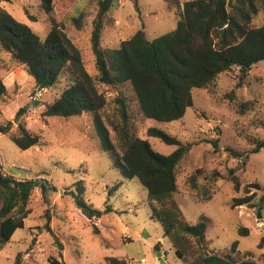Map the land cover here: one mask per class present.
Segmentation results:
<instances>
[{"label": "rangeland", "instance_id": "obj_1", "mask_svg": "<svg viewBox=\"0 0 264 264\" xmlns=\"http://www.w3.org/2000/svg\"><path fill=\"white\" fill-rule=\"evenodd\" d=\"M184 1L180 0V7ZM136 2L137 8L133 0L112 1L103 18L101 46L116 48L141 28L148 39H154L176 27L177 7H169L165 0ZM0 3L41 38L46 36L50 22L39 0H0ZM97 10L96 0H54L51 13L80 48L90 72H93V54L89 33ZM80 12L83 26L78 30L69 17ZM253 22L264 23V14L258 13ZM2 57L8 64L0 68V80L6 88L2 115L12 120L18 108L28 104L22 120L26 128L41 133L43 144L23 150L9 134H0L1 170L16 178H37L55 190L48 189L43 198L40 187L33 189L24 227L16 229L0 249V264H13L16 254L21 256L20 264H50L53 257L66 264H105V258L110 256L129 257L134 264H182L163 236L161 225L149 218V200L144 188L137 179L125 178L113 168L109 153L101 148L91 117L88 114L53 116L43 121L41 112L45 104L59 95L68 82L67 77L62 75L57 86L37 94L33 79L24 67L11 62L6 53ZM119 89L129 105L133 133L147 139L153 150L168 154L176 146L148 136L146 130L152 126L187 145V152L177 166L178 190L173 197L187 221H206L208 250L220 255L231 252L237 261L248 258L264 264V206L261 218L244 204L231 206L232 197L244 195L245 184L260 185L255 200L264 193V148L251 151L256 141L264 140V61L245 71L234 66L205 88H194L193 107L186 108L180 119L167 123L145 118L129 85H121ZM104 92L107 98L117 94L110 89ZM246 102L251 103V109L241 114L239 106ZM15 130L14 124L12 131ZM109 133L115 142V132L109 129ZM213 139H217L216 148L210 142ZM228 149L238 155L233 156ZM229 168L240 179L239 192L233 191ZM197 169L201 170L197 173L201 189L194 193L188 177ZM249 189V194L255 191L253 187ZM206 194L212 198L198 199ZM77 198L99 209V216L91 220L83 217L75 205ZM48 220L62 249L46 228ZM239 229L246 230L243 231L246 234H240ZM235 240L238 244L232 252L230 246ZM156 243L159 250L152 249L151 245ZM158 252H161L159 256Z\"/></svg>", "mask_w": 264, "mask_h": 264}, {"label": "trees", "instance_id": "obj_2", "mask_svg": "<svg viewBox=\"0 0 264 264\" xmlns=\"http://www.w3.org/2000/svg\"><path fill=\"white\" fill-rule=\"evenodd\" d=\"M53 1L39 0L50 22L43 38L16 20L0 3V68L8 65L2 57V53H6L11 62L24 67L32 77L34 90L55 87L62 75L67 77L68 82L59 95L45 104L41 112L43 121L53 116L66 118L88 114L91 117L101 148L109 153L113 168L125 178L137 179L144 188L149 200V218L161 225L163 236L182 264H256L248 258L237 261L231 252L220 255L208 250L206 221H187L173 197L178 190L177 166L187 152V145L159 128L149 127L146 130L148 136L176 146L172 152L163 154L153 150L147 139L135 135L130 125L127 99L119 88L129 85L145 118L163 123L180 119L186 108L193 107L194 88H205L219 74L234 66L245 71L256 62L264 61V23L253 22L258 13L264 14V0H185L182 7L180 0H165L169 7L179 9L174 29L148 39L141 28L116 48L100 45L103 18L113 0H96L98 10L89 33L93 72L88 71L80 48L63 30L62 22L51 15ZM133 1L137 8L136 0ZM82 18V12L69 17L78 30L83 26ZM106 89L116 90L117 94L107 98ZM5 93V85L0 80V134H9L23 150L42 145L41 133L26 128L22 120L28 104L19 107L12 120L3 117L1 107ZM250 109L251 103L246 102L238 111L242 114ZM14 124L16 130L12 131ZM109 129L115 132V142ZM210 142L217 147V139ZM262 148L264 140H258L251 151L258 152ZM228 150L233 156L238 155L235 150ZM200 171L197 169L188 177L194 193L201 189L197 180ZM228 175L233 191L239 192V177L232 168L228 169ZM35 187H40L43 198L48 189L55 190L54 186H47L37 178L6 175L0 164V249L16 229L24 227ZM249 187L255 191L249 194ZM256 190H260L258 183L245 184L244 195L232 197L231 206L244 204L261 218L264 193L255 200ZM211 198L206 194L198 199L208 201ZM75 205L87 219L97 218L100 214L99 209L83 199L77 198ZM93 227L98 232L96 225ZM46 228L62 249L49 220ZM243 231L246 230H238L240 234H246ZM237 244V240L231 244L232 252ZM153 247L159 250V244ZM262 257L264 261V253ZM20 260V254H16L13 264H20ZM49 263L66 264L54 257ZM134 263L129 257L105 258V264Z\"/></svg>", "mask_w": 264, "mask_h": 264}, {"label": "crops", "instance_id": "obj_3", "mask_svg": "<svg viewBox=\"0 0 264 264\" xmlns=\"http://www.w3.org/2000/svg\"><path fill=\"white\" fill-rule=\"evenodd\" d=\"M82 215H83V214H82ZM83 217H85V216L83 215ZM85 218H86V217H85ZM86 219H87V218H86ZM151 246H152V249H154V247H153L154 244H152ZM159 249H160V246H159ZM160 254H161V252H158V253H157L158 256H159ZM141 261H144V258H141Z\"/></svg>", "mask_w": 264, "mask_h": 264}, {"label": "built area", "instance_id": "obj_4", "mask_svg": "<svg viewBox=\"0 0 264 264\" xmlns=\"http://www.w3.org/2000/svg\"><path fill=\"white\" fill-rule=\"evenodd\" d=\"M42 90H45V89L44 88L43 89H38L37 90V92H38L37 94L41 93Z\"/></svg>", "mask_w": 264, "mask_h": 264}]
</instances>
